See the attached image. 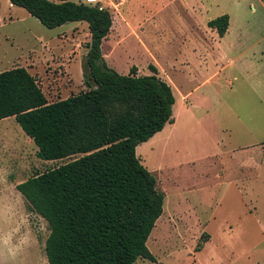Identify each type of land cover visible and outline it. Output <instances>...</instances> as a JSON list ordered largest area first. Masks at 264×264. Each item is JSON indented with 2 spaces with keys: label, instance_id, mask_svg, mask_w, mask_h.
Returning <instances> with one entry per match:
<instances>
[{
  "label": "rangeland",
  "instance_id": "obj_1",
  "mask_svg": "<svg viewBox=\"0 0 264 264\" xmlns=\"http://www.w3.org/2000/svg\"><path fill=\"white\" fill-rule=\"evenodd\" d=\"M104 1L109 65L151 75L155 64L176 97L175 123L137 147L165 200L147 241L156 261L135 264H264V0ZM223 14L230 27L220 37L208 21ZM89 41L86 21L48 28L0 0V72L27 68L49 102L87 89ZM37 151L14 117L0 120V264H48V223L17 184L80 154Z\"/></svg>",
  "mask_w": 264,
  "mask_h": 264
},
{
  "label": "trees",
  "instance_id": "obj_2",
  "mask_svg": "<svg viewBox=\"0 0 264 264\" xmlns=\"http://www.w3.org/2000/svg\"><path fill=\"white\" fill-rule=\"evenodd\" d=\"M48 28L86 21L90 32L83 64L87 86L49 102L30 71L0 72V120L14 117L44 160L79 155L17 184L48 223V264H135L156 261L147 245L163 214L165 192L143 164L137 147L175 123L172 86L150 64L151 75L110 66L103 43L113 27L110 7L82 0H10ZM230 15L208 21L220 37ZM201 249V242L197 250Z\"/></svg>",
  "mask_w": 264,
  "mask_h": 264
},
{
  "label": "crops",
  "instance_id": "obj_3",
  "mask_svg": "<svg viewBox=\"0 0 264 264\" xmlns=\"http://www.w3.org/2000/svg\"><path fill=\"white\" fill-rule=\"evenodd\" d=\"M99 1H100L101 3H105L104 0H98V2H99ZM230 19H231V18H230ZM113 27H114V26H113ZM113 27H112V30H113ZM229 27H230V25H229ZM227 33H229V28H228V31L226 32V34H227ZM226 34H225V35H226ZM225 35H224V36H225ZM191 69H192V68H191ZM192 73H193V70L190 72V75H192ZM183 97H184V100H185V101H188V102L191 101V100H190V97H191V94H190V93L185 94ZM174 118H175V117H174ZM175 121H176V118H175ZM245 162H246V161L243 159V163H244V164H245ZM243 167H244V166H243Z\"/></svg>",
  "mask_w": 264,
  "mask_h": 264
},
{
  "label": "built area",
  "instance_id": "obj_4",
  "mask_svg": "<svg viewBox=\"0 0 264 264\" xmlns=\"http://www.w3.org/2000/svg\"><path fill=\"white\" fill-rule=\"evenodd\" d=\"M97 2H98V0H97ZM97 2H96V3H97Z\"/></svg>",
  "mask_w": 264,
  "mask_h": 264
}]
</instances>
